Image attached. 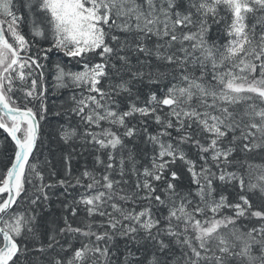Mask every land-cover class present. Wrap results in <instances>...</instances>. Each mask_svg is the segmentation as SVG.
I'll list each match as a JSON object with an SVG mask.
<instances>
[{
  "label": "snow or ice",
  "instance_id": "snow-or-ice-1",
  "mask_svg": "<svg viewBox=\"0 0 264 264\" xmlns=\"http://www.w3.org/2000/svg\"><path fill=\"white\" fill-rule=\"evenodd\" d=\"M0 264H264V0H0Z\"/></svg>",
  "mask_w": 264,
  "mask_h": 264
},
{
  "label": "trees",
  "instance_id": "trees-1",
  "mask_svg": "<svg viewBox=\"0 0 264 264\" xmlns=\"http://www.w3.org/2000/svg\"><path fill=\"white\" fill-rule=\"evenodd\" d=\"M4 134L2 133V131H0V137H2Z\"/></svg>",
  "mask_w": 264,
  "mask_h": 264
}]
</instances>
